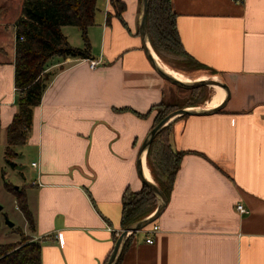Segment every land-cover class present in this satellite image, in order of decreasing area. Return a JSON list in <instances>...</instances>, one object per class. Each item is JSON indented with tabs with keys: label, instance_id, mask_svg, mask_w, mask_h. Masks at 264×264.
Here are the masks:
<instances>
[{
	"label": "crops",
	"instance_id": "0c3cea01",
	"mask_svg": "<svg viewBox=\"0 0 264 264\" xmlns=\"http://www.w3.org/2000/svg\"><path fill=\"white\" fill-rule=\"evenodd\" d=\"M120 2L119 13L109 0L96 2L87 37L97 68L90 69V60L48 61L45 71L54 76L33 109L25 143L14 149L9 173L16 184L9 183L24 187L42 264H104L122 232V195L143 185L137 153L154 124V107L178 96L142 49V0ZM170 3L184 51L223 79L230 98L216 113L170 122V146L186 154L166 207L148 226L159 227L153 243L145 242L144 230L129 235L120 264H264V0ZM14 22L11 50L0 37V168L17 112ZM72 28L62 33L80 48L82 41L72 43L80 32ZM5 31L0 17V35ZM212 88L205 104L188 109L208 110L220 92ZM2 190V200L20 213Z\"/></svg>",
	"mask_w": 264,
	"mask_h": 264
},
{
	"label": "trees",
	"instance_id": "16d2710c",
	"mask_svg": "<svg viewBox=\"0 0 264 264\" xmlns=\"http://www.w3.org/2000/svg\"><path fill=\"white\" fill-rule=\"evenodd\" d=\"M109 1L118 13L123 10L124 7L120 0ZM96 2L97 0H22L19 17L13 24L14 87L18 95L17 112L6 129V147L3 158L4 164L10 169L16 168L13 160L17 154L14 149L25 143L32 126L33 109L40 104L42 95L54 76V73L45 71L48 61L54 57L91 59L87 32L94 22ZM63 27H75L79 30L83 43L81 48L69 45L62 33ZM146 33L150 47L161 58V61L164 62V56L180 60L178 64L182 67L176 68L181 71L206 69L184 51L177 32L176 15L170 0H149ZM201 79L204 78H197L195 81ZM206 88L200 86L189 92L202 96L201 93L203 94ZM206 100L203 98L200 103L182 106L174 102L155 106L154 110L163 108L164 111L156 112L151 129L172 112L199 107ZM183 117L187 115L181 116ZM170 134L171 123L158 132L148 147L145 157L153 182L167 199L172 192L180 162L186 154L171 148ZM0 179H3L1 170ZM3 189L14 197L18 210L28 224L29 231L32 232L34 223L27 209L24 190L6 182H3ZM156 207L157 199L146 185L143 184L137 192L126 189L121 198V229L124 230L145 219L155 211ZM2 216L5 217L4 214ZM17 231V229L12 230L18 236V241L0 243V264H42L40 242L34 241L31 237H24L21 231ZM133 234L135 233H132L129 238ZM128 239L123 244L115 264H120ZM108 259L109 257L104 264H107Z\"/></svg>",
	"mask_w": 264,
	"mask_h": 264
},
{
	"label": "water",
	"instance_id": "95a60500",
	"mask_svg": "<svg viewBox=\"0 0 264 264\" xmlns=\"http://www.w3.org/2000/svg\"><path fill=\"white\" fill-rule=\"evenodd\" d=\"M148 6H149V0H142V10H141V17L139 22V37L142 45V49L144 51V54L146 55L152 69L156 72V74L163 80L167 81L171 85L178 87L180 89L184 90H193L195 88H198L200 86H207V87H218L224 91L225 98L222 101L221 104H219L217 107H214L212 109L208 110H191L188 108L185 109H179L168 116H166L162 121H160L155 127H153L149 133L147 134L146 138L141 143L138 153H137V161H136V169L137 174L141 180V182L146 185L150 191L154 194V196L157 199V207L155 211L146 217L145 219H142L124 230H122L121 234L117 238L114 247L112 249V252L109 255V259L107 264H115L121 249L123 247V244L125 243L127 237L131 235L132 233H136L139 231L144 230L147 226L152 224L158 216L162 213L164 208L167 205V198L165 195L160 191V189L155 185V183L150 182L146 179L143 172V165H142V156L144 153H146L148 147L150 146L151 142L155 138V136L158 134V132L168 125L173 119L177 117H181L184 115L187 116H207L211 115L213 113H216L217 111H220L224 106L226 105L227 101L230 98V91L228 89V86L225 83H221L217 80L210 79V80H202V81H194L190 83H183L178 80H176L174 77L167 74L164 70L161 69V67L156 63L154 58L152 57V48L148 46L147 44V33H146V21H147V12H148ZM2 210L0 206V211ZM5 224L12 228L14 225L12 222H10L7 218L4 220Z\"/></svg>",
	"mask_w": 264,
	"mask_h": 264
},
{
	"label": "rangeland",
	"instance_id": "374dc122",
	"mask_svg": "<svg viewBox=\"0 0 264 264\" xmlns=\"http://www.w3.org/2000/svg\"><path fill=\"white\" fill-rule=\"evenodd\" d=\"M21 1L22 0H0V11H1L0 17H1L2 25H4L5 28H7V31H5L6 33L4 34V36L0 35V37L4 38V41H5L4 42V48H5L6 52L11 50L10 46L8 44L10 41L12 42V39H13V37H12L13 36L12 29L13 28L11 27V24L19 17ZM74 28L75 27H73L72 29H74ZM75 29H77V28H75ZM72 40L71 41L74 44H75V40H78V42L82 41L81 37H79L78 35L76 38H72ZM164 59H165L164 62L162 61L164 64H166L167 66H169L172 69H175V70L181 72L182 74H184L187 77L193 78V77H196V75H198L200 73L208 74L210 76H215V75H212L211 71L206 70V69L197 70V71H187V72L184 70L181 71V70L176 68V67H182L181 64H178V62L180 60H174L173 58L168 57V56H164ZM173 67H175V68H173ZM211 79H213V78H211ZM205 80H210V79H205ZM214 80H217L221 83H224L223 79L221 77H217V75H216V79H214ZM191 82H194V81H191ZM171 87H172V90L176 91V94L178 95L175 99L176 102L174 101V103L178 106L193 104L196 102L200 103L203 100V98L204 99L208 98L209 93H210L211 88H212V87L205 86L207 88L203 92V94L201 93V95L203 96L202 97V96H198L197 93L192 94L189 91H186L184 89H180V88L175 87V86H171ZM215 91H216V89H215ZM214 100L215 99H213V98L211 99V101H214ZM158 111H164V109L163 108L155 109L154 114L156 115V112H158ZM16 157L13 160L15 164H16ZM0 170L2 171V177H3L2 180L4 182L8 183L9 185H10V183H12L14 185L16 184L14 176L10 177L9 170H12V169H10L8 166H5V168H0ZM7 172L9 174L8 175L9 178L6 179ZM2 188H3V184L0 183V206L4 207V210L0 212V243H9V242L18 241V236L12 232V230H14V229L21 231V233L24 237H30L29 230L24 226L25 220H24L21 213L15 211L14 203L11 200H9L7 202L2 200V196L4 195V194H2V191H3ZM18 189L24 190V187H19ZM10 199H12L11 196H10ZM2 214H4L5 217L14 224V226L12 228H9L5 224V222H4L5 217L2 216Z\"/></svg>",
	"mask_w": 264,
	"mask_h": 264
},
{
	"label": "bare ground",
	"instance_id": "6f19581e",
	"mask_svg": "<svg viewBox=\"0 0 264 264\" xmlns=\"http://www.w3.org/2000/svg\"><path fill=\"white\" fill-rule=\"evenodd\" d=\"M152 57L154 58V60L156 61V63L161 67L162 70H164L167 74H169L170 76L174 77L176 80L180 81V82H183V83H190L189 81H184L182 79H197V78H204V79H201L200 81L202 80H205V79H216V76H210L208 74H204V73H200L198 75H196V77H187L185 76L184 74H182L181 72L175 70V69H172L170 68L169 66H167L166 64H164L153 51H152ZM175 68V67H173ZM187 72V71H186ZM213 89V88H212ZM216 89V92L217 90L219 89L218 87H215ZM224 91L222 89H220V92H219V95L217 97V99L214 101V103L210 104L209 106L207 107H204L203 109H211V108H214V107H217L223 100L224 98ZM223 96V98H222ZM216 97V95H215ZM214 97V98H215ZM144 176L146 177L147 180H152V177H151V174H148L147 172V168L144 166Z\"/></svg>",
	"mask_w": 264,
	"mask_h": 264
},
{
	"label": "built area",
	"instance_id": "2783aa9c",
	"mask_svg": "<svg viewBox=\"0 0 264 264\" xmlns=\"http://www.w3.org/2000/svg\"><path fill=\"white\" fill-rule=\"evenodd\" d=\"M100 65V62L99 61H95V60H90L89 61V67L90 69H95L97 68L98 66ZM34 165V164H33ZM237 211L241 214H246L247 211L241 206V205H238L236 207ZM159 227L157 226H150L146 229H144V233H145V242L147 244H152V239H151V236L152 234H154L157 230H158Z\"/></svg>",
	"mask_w": 264,
	"mask_h": 264
}]
</instances>
